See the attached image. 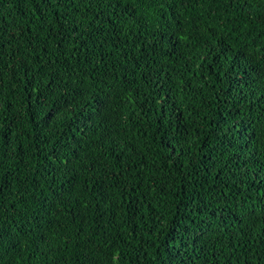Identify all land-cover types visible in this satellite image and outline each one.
I'll return each mask as SVG.
<instances>
[{
	"label": "trees",
	"instance_id": "trees-1",
	"mask_svg": "<svg viewBox=\"0 0 264 264\" xmlns=\"http://www.w3.org/2000/svg\"><path fill=\"white\" fill-rule=\"evenodd\" d=\"M0 264H264V0H0Z\"/></svg>",
	"mask_w": 264,
	"mask_h": 264
}]
</instances>
